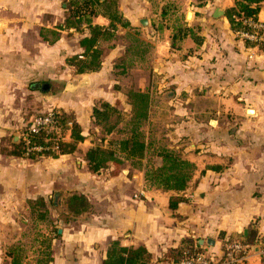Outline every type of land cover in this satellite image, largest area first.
<instances>
[{"label":"crops","instance_id":"1","mask_svg":"<svg viewBox=\"0 0 264 264\" xmlns=\"http://www.w3.org/2000/svg\"><path fill=\"white\" fill-rule=\"evenodd\" d=\"M238 1L117 0L131 29L119 27L115 40L101 43L99 72L77 75L67 60L83 54L80 42L90 31L61 29L64 0H0V264L12 244L5 232L16 226L23 205L38 198L47 203L55 187L84 195L91 209L67 222L65 206L57 214L48 207L41 225L51 241V264H104L115 241L145 248L152 264H173L165 256L186 239L219 261L233 236L252 229L258 243L249 245V264H264V50L233 32L226 12ZM217 10L224 15L216 18ZM257 19L264 22V3ZM93 24L110 22L99 16ZM179 27L195 37L173 43ZM130 74L136 84L126 89ZM44 84L49 92L34 89ZM130 88L150 95L152 131L166 130L154 148L161 143L195 166L184 193L151 187L145 170L129 162L117 177L110 170L88 173L85 155L94 137L82 118L77 123L86 139L75 154L35 162L14 155L32 117L55 110L91 115L94 102L127 99ZM173 197L185 200L175 210Z\"/></svg>","mask_w":264,"mask_h":264},{"label":"trees","instance_id":"2","mask_svg":"<svg viewBox=\"0 0 264 264\" xmlns=\"http://www.w3.org/2000/svg\"><path fill=\"white\" fill-rule=\"evenodd\" d=\"M67 10V19L61 29H75L81 31L83 26H87L90 35L81 40L80 46L83 49L81 56H75L67 60V66L73 68L77 75H85L97 73L102 68L103 51L100 48L101 43L112 42L116 38L118 28L131 29L118 9L117 0H64ZM264 0H239L235 7L226 12L233 32H248L249 28L244 24L245 21L257 20L261 5ZM99 16L106 18L110 24L107 28L95 26L93 20ZM192 34L189 28H176L173 36V43L177 42ZM198 43L202 40L197 38ZM247 46L253 47V44L246 43ZM173 44V48H174ZM264 50V45L257 47ZM127 99L130 106V120L128 126V135L115 144H118L119 154L112 149L114 143H109V148L104 149L95 145L85 155L87 170L92 175H98L103 171L110 170V176L117 177L121 173V167L124 162H130L134 169L143 167L150 154L152 143L150 144L144 134V126L149 121V112L151 106V98L148 93L130 90L127 93ZM54 120L64 129L69 130L70 140L60 142L58 144V152H43L27 154L23 143H21L15 152V156L28 157L35 160L37 157H46L57 160L62 156L73 155L77 152L78 146L85 141L82 135L81 127L75 123L73 127H69L68 123L72 116L63 111H52ZM44 114H38L43 116ZM122 112L115 106L102 102L99 107H95L92 112L93 124L99 128L104 136H112L117 131L119 120L122 119ZM37 117V116H36ZM117 117L118 122L112 124V119ZM47 138H52L41 130L39 134L30 137L31 145L52 147V143H46ZM159 161L158 165L144 168L145 180L151 186L158 190H164L174 194H182L192 182L195 174V166L184 160L181 155L173 150L162 148L155 155ZM185 202L184 199L171 198L170 206L175 210L180 203ZM38 208V209H37ZM67 222L75 221L79 217L87 214L91 209V204L84 195L73 194L66 201ZM32 216H36V221L40 224L48 222L49 210L45 201L30 203ZM52 234H57L55 230ZM239 241L243 244L256 245L257 232L252 229L248 236H238L230 240V242ZM12 252L6 253V259L9 264H23L22 255L19 249H13ZM52 246L49 238L42 237L38 246V256L32 264H51ZM204 254L203 249L191 239L183 240L177 249L170 250L165 256L166 262L178 264L183 260L195 258ZM25 257V256H24ZM152 256L145 248H125L120 242L115 241L109 248L107 259L104 264H152Z\"/></svg>","mask_w":264,"mask_h":264},{"label":"rangeland","instance_id":"3","mask_svg":"<svg viewBox=\"0 0 264 264\" xmlns=\"http://www.w3.org/2000/svg\"><path fill=\"white\" fill-rule=\"evenodd\" d=\"M127 77H128L129 81H127L128 83H127L126 89L131 85L135 87L136 76L130 74ZM130 90H132V89L130 88L128 91H130ZM90 101H92V100L89 99L88 103H91ZM102 102L103 101L94 102L92 104V106L99 107ZM109 104L115 106L120 112H122V115H123L122 119L119 120V122H118L117 117H114V119H112V124H115L118 122L117 131L112 136H109V137L104 136L102 131L93 124L92 114L89 115L90 114L89 109H85V114L84 115L82 114L83 116L77 117L74 114H69L70 116H72V118L69 121L68 126L73 127V124L77 123V120L79 118L84 119L86 121L85 128L88 127V129H89L87 134L89 135V137H94V141H93L94 146L97 145V146H100L104 149H108L110 147L109 143H111V144L114 143V145L112 146V149L117 151V153L119 154L118 144H115V143H117L122 138H124L125 136L128 135V130H130V127L128 126V122L130 120L131 111H130L128 99H125V98H120V99L116 98L112 101V103H109ZM85 108H87V107H85ZM36 116H38V115H36ZM35 117H32V120ZM29 126H30V124H29ZM29 126L26 127L25 131L28 129ZM63 131H64V129H63ZM68 131L69 130H67V129H65V131H64L66 137H68V135L70 134V132H68ZM24 132L22 134H24ZM165 132H166V130L164 127H162L161 130H158L157 132H153L152 127L149 124L146 123V125L144 126V134H145L146 140L150 144L152 143L153 145H152L151 149L149 150L150 154L148 155L146 161H144V164H143V167L141 168V170H143L144 168L151 167L153 165L154 166L158 165L159 160L156 158L155 155H157L158 151H160V149L163 148L162 147L163 145L160 143L159 144L160 146H158V149L157 148L155 149L154 144H155V142L158 141V139L159 140L162 139ZM22 141H23V139H22ZM65 141H67V138ZM27 154H30V153H27ZM26 158L29 159L28 157H26ZM39 158H41V157H37L35 160H31V161H34V162L38 161ZM125 163L126 162H124V164ZM81 166H82V162H81ZM55 188L56 189H55V193L53 194V199L49 200L47 203H45L46 206H48L50 209H52V210L54 209L53 214H57L59 212V210L62 211V209H64V206L66 207L67 199L71 195L74 194L71 192L70 193L68 192L67 194H65L64 193V192H66L65 188L64 189L58 188V187H55ZM56 196H57V198H55ZM54 198H55V200H54ZM40 199L41 198L35 199L33 201H28V203L26 202V204L23 205L25 211L23 210V212H21L17 216L18 218L16 220V226L11 227L10 229H7L5 232L7 241L12 242L11 245L5 246V252L8 254V252H12L11 250H13V249H19V251L21 252V255H22V259L24 258L23 264H32L34 262L35 259H32L31 261L27 260L28 256L30 255V253L33 254V253L38 252L39 243L41 242L42 237L45 234L44 233L45 225L43 226L40 223H38L36 221L37 217L35 215L32 216L31 210H30V203L40 201ZM62 215L64 217V220H67V216H66L67 214L63 212ZM48 220H49V215H48ZM24 256H26V257H24ZM9 262L10 261L5 258L4 263L9 264Z\"/></svg>","mask_w":264,"mask_h":264},{"label":"built area","instance_id":"4","mask_svg":"<svg viewBox=\"0 0 264 264\" xmlns=\"http://www.w3.org/2000/svg\"><path fill=\"white\" fill-rule=\"evenodd\" d=\"M244 24L249 28V31L237 33L239 38L246 43L253 44L255 48L264 45V22L257 19L245 21ZM41 130L46 131V134L52 137L45 140L46 143H52V147L31 145L30 137L39 134ZM66 138L65 132L54 120L53 112L35 117L22 134L23 145L27 153L58 152V144L64 142ZM249 253L250 246L248 244L233 241L226 244L224 257L219 261L210 259L206 254H200L178 264H249Z\"/></svg>","mask_w":264,"mask_h":264},{"label":"water","instance_id":"5","mask_svg":"<svg viewBox=\"0 0 264 264\" xmlns=\"http://www.w3.org/2000/svg\"><path fill=\"white\" fill-rule=\"evenodd\" d=\"M224 15V13L221 11V10H217L216 11V14H215V17L216 18H220ZM34 89L36 90H41L42 92H49L50 89H51V86L49 84H44V85H36L34 87Z\"/></svg>","mask_w":264,"mask_h":264}]
</instances>
